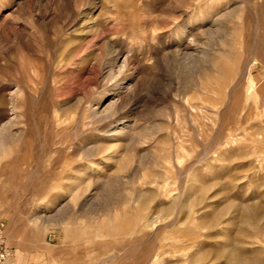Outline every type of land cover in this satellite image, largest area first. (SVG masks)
Masks as SVG:
<instances>
[{"label":"rangeland","instance_id":"rangeland-1","mask_svg":"<svg viewBox=\"0 0 264 264\" xmlns=\"http://www.w3.org/2000/svg\"><path fill=\"white\" fill-rule=\"evenodd\" d=\"M262 229L264 0H0V264H264Z\"/></svg>","mask_w":264,"mask_h":264},{"label":"bare ground","instance_id":"bare-ground-1","mask_svg":"<svg viewBox=\"0 0 264 264\" xmlns=\"http://www.w3.org/2000/svg\"><path fill=\"white\" fill-rule=\"evenodd\" d=\"M249 211V210H248ZM244 212V211H243ZM242 212V213H243ZM247 212V210H246ZM245 214V213H244ZM243 214V215H244ZM250 216V215H249ZM246 218V217H244ZM248 218V217H247ZM253 218V217H252ZM250 219V218H248ZM245 220V219H244ZM247 225H249V227L252 228V226L254 225V222L252 223L251 220H248L247 221ZM254 228V226H253ZM263 230V229H262ZM263 236H264V230H263ZM244 234V231L241 232V235ZM223 250L222 251H219L217 252V256L219 257H225L227 259V264H261V262L259 261V256L256 257V255L258 254H255V257L249 259V258H243L241 257L240 253L242 252V250L240 251V246L238 247H233L234 249H229V244L222 247ZM204 255L205 254H202L199 258H198V262L200 261H203L204 260Z\"/></svg>","mask_w":264,"mask_h":264},{"label":"built area","instance_id":"built-area-1","mask_svg":"<svg viewBox=\"0 0 264 264\" xmlns=\"http://www.w3.org/2000/svg\"><path fill=\"white\" fill-rule=\"evenodd\" d=\"M4 255H6L5 252L1 253V254H0V258H1V259L4 258Z\"/></svg>","mask_w":264,"mask_h":264}]
</instances>
